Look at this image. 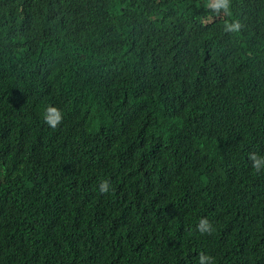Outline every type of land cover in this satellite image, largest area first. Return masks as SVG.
I'll return each instance as SVG.
<instances>
[{
	"label": "trees",
	"instance_id": "obj_1",
	"mask_svg": "<svg viewBox=\"0 0 264 264\" xmlns=\"http://www.w3.org/2000/svg\"><path fill=\"white\" fill-rule=\"evenodd\" d=\"M209 2L0 0V264H264V0Z\"/></svg>",
	"mask_w": 264,
	"mask_h": 264
},
{
	"label": "clouds",
	"instance_id": "obj_2",
	"mask_svg": "<svg viewBox=\"0 0 264 264\" xmlns=\"http://www.w3.org/2000/svg\"><path fill=\"white\" fill-rule=\"evenodd\" d=\"M217 14L222 10L228 12L230 8V0H210L209 5ZM241 28L239 21H234L231 23H225L224 30L226 32H238ZM63 116L60 109L54 106H49L45 115V123L48 124L51 128H56L62 122ZM249 160L252 162V167L255 171L260 172L264 170V156H260L257 153H250ZM110 190L109 181L104 180L99 185V192L101 194H106ZM197 230L201 234L207 233L211 234L212 225L207 220V218H201L199 224L197 225ZM214 258L210 255H207L203 252L199 254L198 264H213Z\"/></svg>",
	"mask_w": 264,
	"mask_h": 264
}]
</instances>
